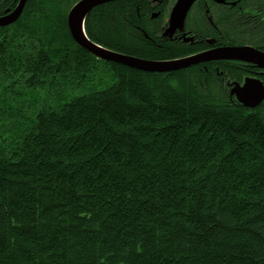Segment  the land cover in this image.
<instances>
[{
	"label": "trees",
	"instance_id": "trees-1",
	"mask_svg": "<svg viewBox=\"0 0 264 264\" xmlns=\"http://www.w3.org/2000/svg\"><path fill=\"white\" fill-rule=\"evenodd\" d=\"M72 3L28 0L0 27V264H264V110L211 65L95 57L70 34ZM151 15L115 0L85 31L147 60L200 51Z\"/></svg>",
	"mask_w": 264,
	"mask_h": 264
},
{
	"label": "flooded vegetation",
	"instance_id": "flooded-vegetation-1",
	"mask_svg": "<svg viewBox=\"0 0 264 264\" xmlns=\"http://www.w3.org/2000/svg\"><path fill=\"white\" fill-rule=\"evenodd\" d=\"M72 1L73 7L81 0ZM147 2L151 8V19L161 22L159 36L164 35L174 43L200 46L197 53L237 46H251L264 53V0H197L192 5L183 28H177L171 33L167 32L171 27L170 15L178 0ZM205 64L213 67L219 82L229 90V95L234 87H244L247 81L253 84V93H257L260 87L264 88V66L260 64L226 59L206 61L199 65ZM231 97L237 99V95ZM237 102L249 110H264V97L255 107L244 105L242 100Z\"/></svg>",
	"mask_w": 264,
	"mask_h": 264
},
{
	"label": "water",
	"instance_id": "water-1",
	"mask_svg": "<svg viewBox=\"0 0 264 264\" xmlns=\"http://www.w3.org/2000/svg\"><path fill=\"white\" fill-rule=\"evenodd\" d=\"M109 1L113 0H81L73 6L68 13V26H70L71 36L81 47H86L95 57H100L105 61L111 60L117 64L120 63L124 66H130L134 69L150 73L172 72L209 60H241L264 66V53L251 46L218 48L183 59L161 62L154 60L149 61L132 55H123L118 52L115 53L91 41L86 34L84 25L85 18L95 6L102 5L104 2L106 3ZM195 1L196 0H179L177 2L172 9L173 11L170 17L171 27L167 30L168 33L173 32L177 28H183L185 24L184 19ZM27 2L28 0H19L14 10L8 9L4 14L0 15V27H7V25L15 23L24 11ZM253 89V84L247 81L244 87H235L232 93L236 94L238 98L244 102V105L255 107L259 105L261 99L264 97V88L260 87L257 93H253L255 92Z\"/></svg>",
	"mask_w": 264,
	"mask_h": 264
},
{
	"label": "bare ground",
	"instance_id": "bare-ground-1",
	"mask_svg": "<svg viewBox=\"0 0 264 264\" xmlns=\"http://www.w3.org/2000/svg\"><path fill=\"white\" fill-rule=\"evenodd\" d=\"M113 1H114V0H113ZM178 1H179V0H178ZM196 1H197V0H196ZM196 1H195V2H196ZM109 2H110V1H109ZM195 2H194V3H195ZM104 3H105V2H104ZM106 3H107V2H106ZM194 3H193V4H194ZM102 5H104V4H102ZM98 6H100V5H98ZM95 7H96V6H95ZM191 7H192V6H191ZM190 10H191V8H190ZM190 10H189V12H190ZM189 12L187 13V15L189 14ZM22 13H23V12H22ZM22 13H21V15H22ZM21 15H20V16H21ZM187 15H186V17H187ZM20 16H19V18H20ZM170 17H171V15H170ZM186 17H185V19H186ZM86 18H87V17H86ZM86 18H85V21H86ZM185 19H184V21L186 22ZM17 21H18V20H17ZM17 21H16V22H17ZM85 21H84V25H85ZM16 22H15V23H16ZM15 23H13V24H15ZM13 24H11V25H13ZM11 25H7V26H11ZM67 25H69V24H68V18H67ZM85 28H86V25H85ZM69 29H70V26H69ZM70 34H71V30H70ZM89 39H90V38H89ZM90 40H91V39H90ZM91 41H92V40H91ZM76 43H77V42H76ZM94 43H96V42H94ZM77 44H78V43H77ZM97 44H98V43H97ZM78 45H79V44H78ZM98 45L101 46L100 44H98ZM79 46H80V45H79ZM80 47H81V46H80ZM239 47H240V46H239ZM83 48H86V47H83ZM86 49H87V48H86ZM87 50H88V49H87ZM88 51H89V50H88ZM89 52H90V51H89ZM113 52H115V51H113ZM90 53H91V52H90ZM115 53H117V52H115ZM118 53H120V52H118ZM202 53H204V52H202ZM92 54H93V53H92ZM121 54H122V53H121ZM197 54H201V53H197ZM197 54H194V55H197ZM93 55H94V54H93ZM123 55H124V54H123ZM194 55H192V56H194ZM134 57H135V56H134ZM188 57H191V56H188ZM99 58H100V57H99ZM183 58H186V57H183ZM100 59H101V58H100ZM142 59H143V58H142ZM180 59H181V58H180ZM102 60H103V59H102ZM146 60H147V59H146ZM150 60H151V59H150ZM150 60H149V61H150ZM175 60H177V59H175ZM228 60H230V59H228ZM104 61H105V60H104ZM107 61L113 62V61H111V60H107ZM107 61H106V62H107ZM209 61H211V60H209ZM233 61H234V60H233ZM158 62H159V61H158ZM205 62H206V61H205ZM205 62H202V63H205ZM245 62H246V61H245ZM248 62H249V61H248ZM202 63H199V64H202ZM199 64H194V65H199ZM194 65H193V66H194ZM190 67H192V66H190ZM186 68H189V67H186ZM183 69H184V68H183ZM183 69H180V70H183ZM174 71H178V70H174ZM156 73H159V72H156ZM163 73H165V72H163ZM234 88H235V87H234ZM234 88H233V89H234ZM233 89H232V90H233ZM231 95H232V96H235L236 94H233L232 91H231ZM235 98H236V97H235ZM236 100H237V101H241V99L238 98V96H237V99H236Z\"/></svg>",
	"mask_w": 264,
	"mask_h": 264
},
{
	"label": "rangeland",
	"instance_id": "rangeland-1",
	"mask_svg": "<svg viewBox=\"0 0 264 264\" xmlns=\"http://www.w3.org/2000/svg\"><path fill=\"white\" fill-rule=\"evenodd\" d=\"M181 59H183V58H181Z\"/></svg>",
	"mask_w": 264,
	"mask_h": 264
}]
</instances>
